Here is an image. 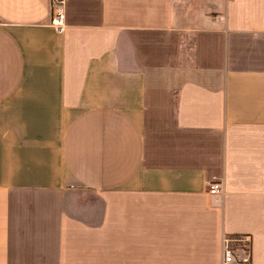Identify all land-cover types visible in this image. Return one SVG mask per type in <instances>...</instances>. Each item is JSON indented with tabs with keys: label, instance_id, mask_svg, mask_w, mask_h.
Wrapping results in <instances>:
<instances>
[{
	"label": "crops",
	"instance_id": "crops-1",
	"mask_svg": "<svg viewBox=\"0 0 264 264\" xmlns=\"http://www.w3.org/2000/svg\"><path fill=\"white\" fill-rule=\"evenodd\" d=\"M64 1L0 0V264H264V0Z\"/></svg>",
	"mask_w": 264,
	"mask_h": 264
},
{
	"label": "built area",
	"instance_id": "built-area-1",
	"mask_svg": "<svg viewBox=\"0 0 264 264\" xmlns=\"http://www.w3.org/2000/svg\"><path fill=\"white\" fill-rule=\"evenodd\" d=\"M65 1L64 0H53L52 6V20L51 26L57 29L59 32L64 31L65 27ZM219 190L218 185L212 187V194L217 193ZM249 241V238L237 237V238H224L223 240V260L222 264H250V256H244L240 261L235 258L234 247L236 243ZM250 243V241H249Z\"/></svg>",
	"mask_w": 264,
	"mask_h": 264
},
{
	"label": "rangeland",
	"instance_id": "rangeland-1",
	"mask_svg": "<svg viewBox=\"0 0 264 264\" xmlns=\"http://www.w3.org/2000/svg\"><path fill=\"white\" fill-rule=\"evenodd\" d=\"M193 5L195 6H201V0H196L193 2ZM237 245L233 246L234 247V253H235V258L237 261H240L244 256L248 255L249 253V241H243L236 243Z\"/></svg>",
	"mask_w": 264,
	"mask_h": 264
},
{
	"label": "trees",
	"instance_id": "trees-1",
	"mask_svg": "<svg viewBox=\"0 0 264 264\" xmlns=\"http://www.w3.org/2000/svg\"><path fill=\"white\" fill-rule=\"evenodd\" d=\"M234 238H237V237H234Z\"/></svg>",
	"mask_w": 264,
	"mask_h": 264
}]
</instances>
